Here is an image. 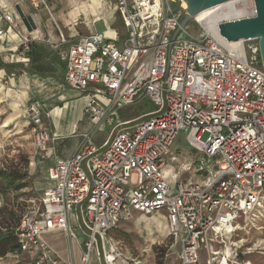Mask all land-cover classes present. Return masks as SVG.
Here are the masks:
<instances>
[{
    "label": "built area",
    "instance_id": "built-area-1",
    "mask_svg": "<svg viewBox=\"0 0 264 264\" xmlns=\"http://www.w3.org/2000/svg\"><path fill=\"white\" fill-rule=\"evenodd\" d=\"M240 2L244 14L219 23L255 16L253 0ZM25 5L46 9L44 0H13L23 16ZM182 5L183 0H117L123 34L111 39V33H93L62 52L64 82L84 93L90 131L80 135L69 158H57L59 137L42 128L41 103L25 108L35 151L52 156L53 164L40 208L21 216L15 255H26L30 264H60L41 236L62 232L71 241L80 230L82 264L93 254L98 263L113 264L108 258L115 263L120 255L108 233L132 213L152 216L161 210L168 249H178L176 264H252L247 256L264 252V239L248 246L247 239L237 238L264 234V70L257 46H246L254 40L223 44L196 18L202 40H180L178 33L172 41L185 14ZM0 18L6 24L0 45L11 33L27 57L33 40L20 18L3 9ZM59 42L67 43L62 34ZM141 100L155 109L121 118L122 109ZM103 124L110 132L95 146L92 133ZM181 131L199 160L184 169L194 172L193 181L174 175L171 187L162 170Z\"/></svg>",
    "mask_w": 264,
    "mask_h": 264
},
{
    "label": "rangeland",
    "instance_id": "rangeland-1",
    "mask_svg": "<svg viewBox=\"0 0 264 264\" xmlns=\"http://www.w3.org/2000/svg\"><path fill=\"white\" fill-rule=\"evenodd\" d=\"M44 1L46 9L37 10L41 21V37L36 42L42 50L43 48L46 51L50 50L49 46L59 40L60 34L68 42H76L93 33L104 35L111 33V39H114L115 34L121 35L125 31L116 10L117 0ZM34 13L29 7L27 8V14L34 15ZM204 37V31L194 20L190 21L178 34V39L180 40L200 41ZM257 42V40H254L247 43L246 46L256 47ZM66 94L68 99L71 102L74 101L75 107L78 108L84 93L73 91L67 86ZM40 101L44 104V110H48V102ZM25 107L23 104L11 100L0 104V126L4 125L0 129V170H10L11 166H15L20 160L24 161L26 159L28 162V167L26 165L27 168L23 171L25 172L24 187L17 192L14 190L8 192L4 201L24 207V213L30 209L40 208L42 189L50 185L46 169L53 164L52 156L45 154L41 159L35 151L29 132L30 127L27 125L28 119L24 115ZM154 109L155 107L151 103L141 100L122 109L120 114L123 117L122 119H132L152 112ZM49 122V118L43 114L42 123L49 124ZM77 123L79 133L87 130L88 123L85 118ZM110 129V126L103 124L96 132L92 133V141L95 146L103 144ZM185 136L186 133L184 131L178 133L171 149V156L167 158L166 167L162 170L163 176L171 187L176 182L172 178L174 175L177 176L179 181L188 179L193 181L195 179L193 171L186 172L184 169L193 168L194 164L199 160V154L189 146ZM69 140L72 142L73 139ZM172 157L175 160H172ZM31 158L36 160V168H33L32 165L30 166ZM73 227H75L74 224ZM75 234L77 240L82 244L84 241L82 232L76 230ZM168 235L169 228L164 210L158 211L152 216L132 213V218L121 220L117 227L107 235L109 241L117 246L120 255L119 260H116L118 262H113V264H130L129 259H139L141 264H176V252L178 249L175 248L174 251L168 249ZM237 238L247 239L249 242L248 246H251L263 240L264 234L245 235L244 233H239ZM97 241L99 252L101 253V243L99 239ZM13 257L16 258V255H13ZM92 259L96 260L94 254ZM247 259L252 264H264V252L260 254L254 253L247 256ZM100 264H104V262L100 260Z\"/></svg>",
    "mask_w": 264,
    "mask_h": 264
},
{
    "label": "crops",
    "instance_id": "crops-1",
    "mask_svg": "<svg viewBox=\"0 0 264 264\" xmlns=\"http://www.w3.org/2000/svg\"><path fill=\"white\" fill-rule=\"evenodd\" d=\"M28 7V5H25L24 12L26 16L24 17L30 16L36 25V29L28 33L22 22L21 28L29 34L33 40L32 44L35 45V48H39L40 54L35 59L34 51V55H32L34 59L31 62L30 57L27 59L18 50V39L11 33L4 35L0 45V104L11 100L27 107L33 101L41 103L40 100H42V102H48V110H44V104L41 103L43 114L50 121L49 124L42 123V128L59 137V140L56 142L55 156L60 159H66L73 154L80 143V135L90 131L88 121L86 131L79 133L77 130V122L85 118L83 116V108L86 102L85 97L81 98L80 106L76 108L75 102H71L66 94L67 85L64 82L65 60L61 54L73 42L67 41L65 44H60L58 40L49 46L50 50L46 51L43 48V51L40 49L36 41L41 37V21L37 11L30 7L35 13L34 15L27 14ZM0 9L11 12L16 17H19V14H21L18 8L13 7V0H0ZM5 28L6 24L0 18V29ZM13 104L15 105V103ZM121 118H123L122 115ZM27 125H29V121ZM3 126H0V129ZM69 139H73L72 142ZM31 165L33 168H36L35 158H31ZM41 239L52 249L60 264H82L81 259L84 248L78 240L69 241L62 232L44 234L41 236ZM13 255L15 254H8L4 258H0V264H29L26 255L19 254L16 255V258ZM92 256L88 264H100L97 260L92 259Z\"/></svg>",
    "mask_w": 264,
    "mask_h": 264
},
{
    "label": "water",
    "instance_id": "water-1",
    "mask_svg": "<svg viewBox=\"0 0 264 264\" xmlns=\"http://www.w3.org/2000/svg\"><path fill=\"white\" fill-rule=\"evenodd\" d=\"M230 1L233 0H183L186 5L185 14L172 35V41L199 13ZM253 3L255 8L254 17L219 23L217 31L226 43L257 40L255 53L258 56V65L264 70V0H253ZM19 17L28 33L36 29V25L30 16L24 17L19 14Z\"/></svg>",
    "mask_w": 264,
    "mask_h": 264
},
{
    "label": "trees",
    "instance_id": "trees-1",
    "mask_svg": "<svg viewBox=\"0 0 264 264\" xmlns=\"http://www.w3.org/2000/svg\"><path fill=\"white\" fill-rule=\"evenodd\" d=\"M31 45V49L27 54L30 61L40 54L39 48ZM23 159V158H22ZM24 160V159H23ZM20 160L15 166H11L10 170H0V258H4L8 254H16L19 252V245L16 239V228L20 222L21 216L24 214V207L15 203H6L5 197L8 192L19 191L24 187L23 180L28 162ZM25 164V165H24ZM27 165V167H26ZM4 201V202H3ZM4 203V204H2Z\"/></svg>",
    "mask_w": 264,
    "mask_h": 264
},
{
    "label": "bare ground",
    "instance_id": "bare-ground-1",
    "mask_svg": "<svg viewBox=\"0 0 264 264\" xmlns=\"http://www.w3.org/2000/svg\"><path fill=\"white\" fill-rule=\"evenodd\" d=\"M241 0H233L222 5L215 6L213 8L206 9L196 16V19L201 21V24L211 33L216 34L221 43L239 46L241 42L226 43V41L218 35L217 26L220 21L239 17L244 14L245 7L242 6ZM182 7L186 8L185 2ZM109 261L114 262L115 258L111 256L108 258Z\"/></svg>",
    "mask_w": 264,
    "mask_h": 264
}]
</instances>
